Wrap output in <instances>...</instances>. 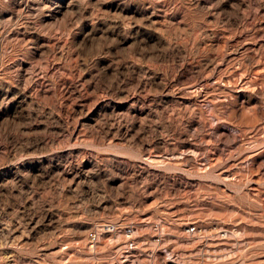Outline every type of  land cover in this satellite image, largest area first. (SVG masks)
<instances>
[{"label": "rangeland", "instance_id": "1", "mask_svg": "<svg viewBox=\"0 0 264 264\" xmlns=\"http://www.w3.org/2000/svg\"><path fill=\"white\" fill-rule=\"evenodd\" d=\"M130 253L264 264V0H0V264Z\"/></svg>", "mask_w": 264, "mask_h": 264}, {"label": "built area", "instance_id": "2", "mask_svg": "<svg viewBox=\"0 0 264 264\" xmlns=\"http://www.w3.org/2000/svg\"><path fill=\"white\" fill-rule=\"evenodd\" d=\"M155 230L157 232V236H156V242L157 243H162L164 238H165V230L164 227L161 225V223H155ZM201 228L198 226V224L196 223H191L189 224L186 229L185 232L187 234V236L189 238H193L194 236H196L199 232H201ZM138 230L137 227L134 224H130L128 226H126L123 230V232L121 231V228L119 227V225L115 224V223H105L102 225H98L95 228L91 229L88 233V238H89V242H90V246L91 249L99 254V252L101 251V243H102V237L104 236L105 233H107L109 235V238L111 239V242H117L119 243L120 237L124 235V237L126 238V242L124 243L122 249L128 251H132V250H137L138 249V243L136 241V237L138 235ZM124 233V234H123ZM140 249V248H139ZM144 251L142 250L143 254ZM158 251L156 249H151L148 250V252H146L147 256H149V260H151V262H154V258L157 255ZM125 260L126 261H130L133 260V264H139L141 262H139V259H137L136 257H131V253L128 256H125ZM98 258H101L100 255L98 256Z\"/></svg>", "mask_w": 264, "mask_h": 264}]
</instances>
